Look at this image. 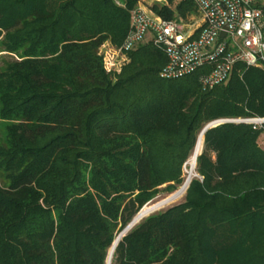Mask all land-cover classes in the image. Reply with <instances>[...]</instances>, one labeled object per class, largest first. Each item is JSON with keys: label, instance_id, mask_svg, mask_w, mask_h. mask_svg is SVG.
I'll use <instances>...</instances> for the list:
<instances>
[{"label": "trees", "instance_id": "trees-1", "mask_svg": "<svg viewBox=\"0 0 264 264\" xmlns=\"http://www.w3.org/2000/svg\"><path fill=\"white\" fill-rule=\"evenodd\" d=\"M139 2L0 0V264H106L181 187L205 125L264 118V68L238 63L203 90L207 68L162 79L145 40L107 72L102 48L122 45ZM149 10L197 14L191 0ZM195 172L110 264H264V125L207 130Z\"/></svg>", "mask_w": 264, "mask_h": 264}, {"label": "built area", "instance_id": "built-area-1", "mask_svg": "<svg viewBox=\"0 0 264 264\" xmlns=\"http://www.w3.org/2000/svg\"><path fill=\"white\" fill-rule=\"evenodd\" d=\"M191 1L201 22L194 31V23L163 20L139 2L130 13L122 45L103 46L105 70L119 72L125 55L145 40L166 57L162 79L175 80L207 68L198 79L203 90L224 83L238 63L246 68H264V0ZM227 121L249 124L254 129L264 125V118Z\"/></svg>", "mask_w": 264, "mask_h": 264}, {"label": "bare ground", "instance_id": "bare-ground-1", "mask_svg": "<svg viewBox=\"0 0 264 264\" xmlns=\"http://www.w3.org/2000/svg\"><path fill=\"white\" fill-rule=\"evenodd\" d=\"M201 148H202V137H199L197 140H196V145H195V153H197V155L200 153L201 151ZM195 167H196V164L194 162V154H191V156L189 157L187 163H186V169L184 170L185 172V177H184V182L183 184L184 187L181 188L178 192L170 195L169 197H167L166 199L154 204V205H146V207L144 209H152V210H155V212H157V210H161V209H164L165 207H168L174 203H176L178 200H180L184 193H185V189H186V186L190 183V181L196 176V172H195ZM112 251V248L109 249V252H108V258L107 259H110V263H111V257L109 258V255L110 253L113 254Z\"/></svg>", "mask_w": 264, "mask_h": 264}, {"label": "water", "instance_id": "water-1", "mask_svg": "<svg viewBox=\"0 0 264 264\" xmlns=\"http://www.w3.org/2000/svg\"><path fill=\"white\" fill-rule=\"evenodd\" d=\"M220 35L223 36L224 33H221ZM224 123H238V122H229V121H227V120H218V121H214V122H211V123L205 125V126L203 127V129L200 131V133H199V135H198V137H197V139H198L199 137H202V148H203V141H204V134H205V132H206L207 130H209L210 128H212V127H215V126H217V125L224 124ZM195 145H196V143H195ZM202 148H201L200 153L197 155V153H195V151H194V150H195V146H194V149H193V153H192V154H194V162H195V164H196L197 157H198V156L201 154V152H202ZM195 178H198V176L196 175ZM191 181H192V180H191ZM191 181H190V183H191ZM190 183H189V184H190ZM189 184L186 186L185 192H186V190H187ZM184 185H185V184H182L181 187H180L176 192H178L181 188H183ZM176 192H175V193H176ZM145 207H146V206H144V207H143V208L137 213V215H136V216L132 219V221L126 226V228H125V229H124V230L118 235V237L115 239V241L113 242V244H112V246H111V248H112V251H111V252H113V251L115 250V248H116L118 242L120 241V239L123 237V235H124V234H125L130 228H132L135 224H137V223H138L140 220H142L143 218H145V217H147V216H149L150 214H152V213L155 212V210H152V209H150V208H148V209H144ZM157 211H159V210H157ZM111 255H112V253H110L109 258L111 257ZM107 258H108V257H107ZM106 264H110V259H107Z\"/></svg>", "mask_w": 264, "mask_h": 264}, {"label": "rangeland", "instance_id": "rangeland-1", "mask_svg": "<svg viewBox=\"0 0 264 264\" xmlns=\"http://www.w3.org/2000/svg\"><path fill=\"white\" fill-rule=\"evenodd\" d=\"M161 1V2H160ZM162 1L163 0H157V1H155V2H157V3H162ZM164 3H165V0H164ZM152 5V4H151ZM150 5V6H151ZM149 6V7H150ZM143 8L145 9V10H147V11H149V8H147L146 6H144L143 5ZM152 12V11H151ZM153 13V12H152ZM195 16H191V17H189V20L188 21H190V23H193V19L192 18H194ZM108 47H112L111 45H109ZM188 161V160H187ZM187 163V162H186ZM186 169V165H185V167L183 166V178L185 177V172H184V170ZM195 178V177H194ZM193 178V179H194ZM174 194V193H173ZM185 194V193H184ZM184 196V195H183ZM167 197H169V195H167V193H165V192H160L159 194H158V196L155 198L156 199V202H154V203H151V204H148V205H154V204H156V203H158V202H160V201H162V200H164V199H166ZM164 198V199H163ZM183 198V197H182ZM182 198L180 199V200H178L176 203H180L181 201H182ZM154 199V200H155ZM175 204V203H174ZM173 205V204H172ZM171 206V205H170ZM167 207H165L164 209H166ZM161 210H163V209H161Z\"/></svg>", "mask_w": 264, "mask_h": 264}, {"label": "crops", "instance_id": "crops-1", "mask_svg": "<svg viewBox=\"0 0 264 264\" xmlns=\"http://www.w3.org/2000/svg\"><path fill=\"white\" fill-rule=\"evenodd\" d=\"M155 1H157V0H140V3L142 4V5H144V6H146L147 8H149V6L151 5V4H153ZM161 2V1H160ZM162 3H164V0L162 1ZM194 21H193V23H194V25H193V27L191 28V31H194L196 28H198L200 25H201V22H200V20H199V18L197 17V15L194 17V18H192ZM196 33H198V30L197 31H195V34Z\"/></svg>", "mask_w": 264, "mask_h": 264}]
</instances>
